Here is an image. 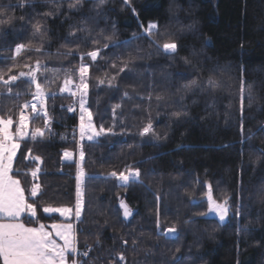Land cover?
I'll return each mask as SVG.
<instances>
[{
	"label": "trees",
	"instance_id": "trees-1",
	"mask_svg": "<svg viewBox=\"0 0 264 264\" xmlns=\"http://www.w3.org/2000/svg\"><path fill=\"white\" fill-rule=\"evenodd\" d=\"M8 2L9 0H4V3ZM10 2L16 4L18 0ZM132 3L145 23L159 19L161 25L171 24L172 30L178 32L180 27L195 21L197 32L196 35L184 34L182 46L172 59L158 55L146 39L133 38L134 33L140 35L138 22L130 10H121V0H109L106 5L108 19L100 17L98 20L93 36L100 29L111 34L115 24L116 39L131 41L123 55L139 50L138 54L144 57L136 61L137 67L131 74L132 80L122 81L119 92L101 91L97 97L94 86L103 72L97 71L95 67L90 68L89 72L93 85L90 101L94 111L99 100V115H94V123L97 126L103 124L106 128L111 127L112 104L121 103V109H117V126L114 128L116 134H102L97 144L87 146L85 172L89 176L106 174L139 161L142 162L140 167L145 173L143 186L133 184L127 190L114 187L115 180L106 185L100 179L87 182L84 198L89 213L88 226L91 227L94 219L101 223L105 217L108 219V225L99 229L103 241V251L99 253L101 259L107 264L109 257L115 258L116 252L122 247L120 237L131 234L141 243L134 253L131 250V235L128 236L126 264L143 262L147 248H152V252L147 255L148 264H153V261L155 264H163L165 260L171 264L172 254L178 246L182 249L178 255L184 257L185 264H190L189 256L196 264H237V260L240 264H264V247L256 244V241L264 242V202L254 195L258 188L264 186V0H132ZM36 5L38 11H47L49 8L59 10L52 5L45 6V0H36ZM62 10L64 15L48 18L49 35L44 40L46 51L50 55L45 56L42 62L49 68L61 69L55 77L52 72L45 73V76L52 81L50 90L56 93L55 98L49 96L48 99V107L54 109V130L64 133L66 139L56 136L46 147L38 148L37 151L44 160L41 165V182L48 186L49 197L59 193L60 201L74 203L76 166L71 162L62 163L60 154L64 148L75 151V141L69 139L73 138L78 116L76 112H67L73 98L68 93L61 94L59 86L64 82L63 70L74 72L79 67V54L73 60L60 56L58 52L67 51L61 45L62 38L68 35L70 27L83 26L85 18L90 25L97 24L94 19L97 10L92 2H88L85 8L76 12L68 8L66 0ZM65 17H68L66 23ZM4 30L5 35L0 40V49H3L0 51V68H6L12 63L9 59V47H14L15 43L27 42L30 32V28L27 31L21 30L19 25L15 28L4 26ZM120 52V49L113 48L109 54ZM184 57H188L190 63H185ZM19 59L21 63L27 61L26 56ZM34 62L35 54L31 63ZM100 64H105V61L101 60ZM242 68L245 70L246 86L252 85L254 93L251 98L246 92L243 96V134L240 130ZM21 70L28 71L27 68L16 69ZM212 74L221 83L218 87L209 89L207 80ZM197 76L205 82L204 88L197 89L195 94H187L183 101L180 100V94L171 95L187 79ZM39 79L43 80L44 76ZM73 79L78 81V76L74 75ZM132 84L135 85L134 89L130 86ZM150 90L153 91L151 101L147 99ZM23 91L30 90L24 86ZM125 91L135 97V100L125 98L122 101ZM158 93L163 94L164 99L158 101ZM140 96L145 99L140 101ZM25 98L31 99V96L21 94L16 99L15 96L8 97L0 93V112L15 110L16 105L23 103ZM137 102L142 107L137 108ZM174 103L186 106L190 115L183 122L171 126L170 113L175 110L172 107ZM149 104L155 130L161 134L167 132L168 139L156 140L149 137L142 141L137 135L138 128L147 123L149 112L146 109ZM121 119L126 122L129 133L122 132L119 124ZM12 130L14 131V127ZM133 142L135 146L129 148L128 145ZM83 143L89 145L87 140ZM17 157L19 158V152ZM149 157L153 159L149 160ZM18 166L20 165L14 162V169ZM205 181L213 186V196L218 201L231 196L235 203L239 189L243 187L246 190L245 211L239 225L235 219L230 218L225 226L217 227L218 220L215 218L208 217L205 220L194 215L197 211L206 210V203L202 199V193L206 191L203 188ZM193 190L194 196L190 195ZM157 193L162 196L163 208L167 213L166 217L161 218L162 227L171 226L177 219L183 221L191 218L200 221L191 227L182 226L179 240L165 241L156 235L154 206ZM117 196L125 197L133 209V216L127 222L123 219ZM193 200L197 201L196 206H192ZM150 207L153 208L151 214ZM43 222L49 223L47 219ZM238 226L247 227L250 233L239 237V252L236 234ZM96 239L97 230L94 227L90 235L87 232L78 235L81 248L85 244H94ZM113 247L116 252L110 253L108 250Z\"/></svg>",
	"mask_w": 264,
	"mask_h": 264
},
{
	"label": "snow or ice",
	"instance_id": "snow-or-ice-1",
	"mask_svg": "<svg viewBox=\"0 0 264 264\" xmlns=\"http://www.w3.org/2000/svg\"><path fill=\"white\" fill-rule=\"evenodd\" d=\"M65 0H45V6L52 5L57 7L58 11L49 8L47 11H38L36 0H18V3L12 4L9 0L4 3L0 0V40L5 35L4 26L7 28H15L19 25L21 30H28L29 39L27 42L15 43L14 47H9L11 53L9 59L12 61L6 68H0V93L6 94L8 97L15 96L19 99L23 94L25 97L31 96V99L25 98L23 103H18L16 109H8L0 112V262L2 264H104L99 253L103 251V241L99 229L108 225L107 217L103 223L94 219L89 227L86 202L84 198V189L89 180L100 179L101 183L106 185L109 181L115 180L114 187L129 189L133 184L143 186V177L140 164H127L123 169H113L106 174L100 173L89 176L84 169L86 159V148L98 143V138L104 134L115 135L114 128L117 126V109H121V103H115L111 106L113 115V125L105 127L103 124L97 126L94 123V115H99V100H97V108L92 109L90 95L93 85L90 81V68L95 67L97 71L103 72V76L97 78L95 84L96 95L99 97L101 91L106 93L119 92L122 81L132 80L131 74L135 71L136 61L143 59L137 52H128L127 56L123 55L131 41H118L116 39L115 24L113 31L108 34L105 29L93 36V32L98 27L100 17L108 19L106 5L109 0H66L70 10L80 12L86 7L88 2H92L97 10L96 25H90L88 19L85 18L83 26H72L68 35L63 37L62 48H66V52H58L60 56L70 59H76L79 54V67L74 71L63 70L65 78L63 85L59 86L61 94L67 92L74 100L78 98L79 115L78 124L73 129V140L75 141V151L64 148L60 154L62 163L71 162L76 166L75 175V202L64 203L58 199L59 193L49 197L48 186L41 182V174L43 169L41 165L44 163L42 155L37 151L38 148L46 147L56 136L62 140L66 139L64 133H57L54 130L55 115L54 109L48 107L49 96L55 98L56 93L50 90V81L45 73L52 72L54 77L61 69L49 68L42 59L50 55L45 48L44 38L49 35V17L56 18L64 15L62 5ZM30 10V11H29ZM121 10L131 11L138 22L140 35L133 34L134 39H146L149 46L155 49L158 55L170 57L172 59L178 54L181 48V40L184 34L191 33L196 35L197 28L195 21L186 26H182L177 31L172 30L171 24L161 25L160 20H148L147 23L141 19L139 12L135 8L132 0H121ZM171 10V9H170ZM19 13V14H17ZM71 11L69 12V16ZM65 17L64 22H67ZM91 45V47H89ZM120 49V54H109L111 49ZM243 48V45H241ZM3 49H0L2 51ZM35 54V62L31 63ZM151 56V53L148 54ZM193 55L195 53L193 52ZM26 56L27 61L21 63L20 57ZM185 63H190L188 57L183 58ZM105 61L101 65L100 61ZM110 61V63H109ZM27 68L28 71H16V69ZM245 70L241 69V120L240 130L243 134L244 125V93L251 98L253 96V86L247 85L244 79ZM78 76V82L73 76ZM44 76L43 80L39 77ZM58 78V77H57ZM183 78V77H182ZM221 81L214 75H209L207 87L209 89L218 87ZM24 86L29 88V92H24ZM135 88V85H130ZM151 85L149 88L151 89ZM205 87V82L199 77L187 79L175 93L180 94V100L183 101L189 93L195 94L197 89ZM34 88V91L31 89ZM153 91L150 90L147 99L151 101ZM135 100L128 91H125L121 100ZM144 96H140L139 100L143 101ZM156 99H164L163 94H156ZM136 107H142L137 102ZM171 111L172 125L181 123L184 118L190 115L186 110V106L174 103ZM62 106V111H63ZM146 111L149 112L147 123L138 128L137 135L143 141L145 138H155L156 140L168 139V133L163 134L157 132L151 118V104ZM67 112L75 113L76 107L69 105ZM119 124L122 132L129 133L126 122L121 119ZM31 125V128H30ZM14 127V131L12 130ZM87 140L89 145L83 142ZM30 141V143H29ZM135 146V142L129 144L128 147ZM19 152V158L17 153ZM131 155V153H129ZM78 157V158H77ZM153 159L152 157L148 158ZM16 162L18 167L14 169ZM259 162V161H257ZM14 173V174H13ZM30 177V180H29ZM197 183H199L197 181ZM203 188L206 191L202 193L203 202L206 203V210H200L194 213L195 216L204 218L205 220L211 215L218 219L217 227H223L229 219H235L239 225L240 218L245 211V189L241 187L234 203L231 196H226L222 201H218L213 196V186L210 182L205 181ZM190 195H195L193 190ZM252 195V194H250ZM257 199L264 202V186H261L254 193ZM119 208L122 210L125 222L133 216V209L126 202L125 197L117 196ZM162 196L155 195V226L158 238L168 241L179 240L182 226L191 227L200 221L187 218L183 221L177 219L171 226L164 228L161 224L162 216L166 217L167 213L163 208ZM197 201H192V206H196ZM234 208V211H233ZM150 214L153 208H149ZM231 213V217H230ZM45 219L49 223L43 222ZM92 227L97 230V239L94 244H85L83 248L79 246L78 235L88 233L91 234ZM196 231H200L196 229ZM238 237L237 252H239V237L242 235H250L247 227L236 229ZM131 234H123L120 237L122 245L119 252L113 247L108 251L116 252L115 258L109 257L107 264H126V253L129 244L128 236ZM115 240V238H114ZM141 241L134 235H131V250L135 253ZM257 246L264 247V242L256 241ZM97 255H92L93 253ZM152 252V248L145 249V260L137 261L136 264H148L147 255ZM182 252L181 247L175 248L172 254L171 264H185L184 257L178 255ZM190 264H196L191 256L188 257ZM155 264V261H153ZM163 264H169L167 260ZM237 264L240 261L237 260Z\"/></svg>",
	"mask_w": 264,
	"mask_h": 264
},
{
	"label": "rangeland",
	"instance_id": "rangeland-1",
	"mask_svg": "<svg viewBox=\"0 0 264 264\" xmlns=\"http://www.w3.org/2000/svg\"><path fill=\"white\" fill-rule=\"evenodd\" d=\"M78 82V81H77ZM65 93H67V92H65ZM73 101H74V99H73ZM77 101H78V98H77ZM79 106V105H78ZM76 114H77V116L79 115V107L76 109ZM30 128H31V125H30ZM78 158V157H77ZM209 218H215L214 216H209ZM216 220H218L217 218H215Z\"/></svg>",
	"mask_w": 264,
	"mask_h": 264
},
{
	"label": "built area",
	"instance_id": "built-area-1",
	"mask_svg": "<svg viewBox=\"0 0 264 264\" xmlns=\"http://www.w3.org/2000/svg\"><path fill=\"white\" fill-rule=\"evenodd\" d=\"M71 105H74V106L76 107V109L79 107V106H78V101H77V100H74V101L72 102ZM69 140L72 141L73 138H71V139H69Z\"/></svg>",
	"mask_w": 264,
	"mask_h": 264
},
{
	"label": "crops",
	"instance_id": "crops-1",
	"mask_svg": "<svg viewBox=\"0 0 264 264\" xmlns=\"http://www.w3.org/2000/svg\"><path fill=\"white\" fill-rule=\"evenodd\" d=\"M0 264H2V262H0Z\"/></svg>",
	"mask_w": 264,
	"mask_h": 264
}]
</instances>
